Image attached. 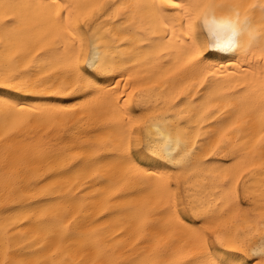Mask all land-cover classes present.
<instances>
[{
    "label": "bare ground",
    "instance_id": "6f19581e",
    "mask_svg": "<svg viewBox=\"0 0 264 264\" xmlns=\"http://www.w3.org/2000/svg\"><path fill=\"white\" fill-rule=\"evenodd\" d=\"M144 2L0 0L16 6L7 17L0 10V84L19 77L17 90L4 92L28 101L22 109L0 104V264H184L200 240L168 212L170 203L183 211L181 201L203 209L204 246L222 258L216 233L247 247L264 236V0H229L241 5L232 15L248 17L255 39L247 60L220 61L203 87L178 70L182 45L162 43L163 30L156 34L154 20L135 7ZM94 4L102 6L80 52L53 21L77 27L64 6ZM198 35L204 42L202 25ZM92 40L121 79L88 100L57 96L75 92L79 77L67 65L78 57L83 71ZM132 111L149 123L168 121L152 137L158 127L179 141L178 153L187 150L178 172L149 177L112 159L125 134L132 152L144 147L147 126L124 123L122 113ZM234 156L227 169L208 163Z\"/></svg>",
    "mask_w": 264,
    "mask_h": 264
},
{
    "label": "snow or ice",
    "instance_id": "6c2138e0",
    "mask_svg": "<svg viewBox=\"0 0 264 264\" xmlns=\"http://www.w3.org/2000/svg\"><path fill=\"white\" fill-rule=\"evenodd\" d=\"M55 2V0H54ZM102 4H94L86 7V10H81L80 6L67 5L64 6L69 17H72L73 12L76 13V26L71 23L65 27L63 17H60V10H55L56 17L59 20L53 21L60 26L63 32H66L64 39L71 38L74 46L78 43L80 52L84 51L85 39L92 31V21L94 13ZM16 6L8 3H0V10L3 11L4 17H7L10 10H14ZM140 12L148 13L154 20L157 32L159 34L163 30L162 43H175L181 52L178 70L184 71L186 79L190 80L199 87H203L205 82L211 86L212 79L215 78L220 71V61L224 59L236 61L238 57L243 56L247 60L249 54L251 40L255 36L251 30V22L245 16L241 21L239 13L236 12L235 17L232 13L241 5L229 0H146L144 3H138L135 6ZM217 11L221 13L227 12L226 15L216 16ZM52 13H50L51 16ZM179 22V33L177 32V23ZM83 25L82 28L78 27ZM207 36L204 42H201L198 32L200 26ZM128 36L131 33L126 34ZM248 36L251 39L248 43L243 41V37ZM144 42H147L146 40ZM155 43V41H153ZM91 54L85 58V69L81 71L79 68L80 60L77 57L73 61L68 62V67L73 71V74L79 79L76 81V90L74 93L60 92L57 96L70 97L76 96L79 93L80 100H88L103 96L105 93L111 92L112 87L116 86V81L121 79L120 75L115 73L112 63L102 60L99 52L96 49L95 41H89ZM261 76L264 79V68L261 69ZM19 77L15 79H5L0 84V104L12 109H22L27 107L28 101L20 99L19 96L6 95L4 90L16 91V83ZM209 89H205L207 92ZM20 92H25L26 89H19ZM137 89H133V92ZM133 93H112L115 97L128 96ZM32 102L51 103L52 101H42L34 99ZM70 102V101H68ZM119 105L127 107V102L119 101ZM179 107V105H177ZM40 111L41 109H36ZM60 109H57L59 111ZM125 117L124 123H131L134 127L147 126V138L143 141L144 147L139 153L131 151V142L127 134L121 138L119 154L112 159L115 160L121 167L129 168L137 174L152 177L168 172H178L179 169L173 167L181 164L188 156L187 150H183L180 154L177 152L179 141H173L169 136L165 135L164 130L156 128L158 139L152 137V128L159 123H168L165 121H154L149 123L148 117L142 116L139 111L122 113ZM217 113H213L207 117L208 120L215 119ZM219 146V145H217ZM144 157L142 160L140 157ZM145 161H150L146 163ZM236 162L234 156L231 160L214 161L208 163L222 164L223 168L227 169ZM95 163L100 164L101 161ZM236 184L239 180L235 181ZM238 195V194H237ZM183 211L181 205L169 204L168 212L172 216L179 217L180 221L185 224L190 235L199 238V252L184 264H264V236L250 247L238 241H226L222 239L219 233L215 234V239L224 250L222 254L216 250L205 248V243L208 239L207 232L201 230V225L205 224V219L202 217L203 209L194 205L191 202H183ZM213 231L214 229H208ZM231 257L229 259L228 257Z\"/></svg>",
    "mask_w": 264,
    "mask_h": 264
}]
</instances>
